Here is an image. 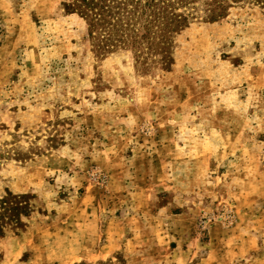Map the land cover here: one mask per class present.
<instances>
[{
  "label": "rangeland",
  "instance_id": "rangeland-1",
  "mask_svg": "<svg viewBox=\"0 0 264 264\" xmlns=\"http://www.w3.org/2000/svg\"><path fill=\"white\" fill-rule=\"evenodd\" d=\"M70 2L0 0V264H264V0H188L164 59Z\"/></svg>",
  "mask_w": 264,
  "mask_h": 264
},
{
  "label": "trees",
  "instance_id": "trees-1",
  "mask_svg": "<svg viewBox=\"0 0 264 264\" xmlns=\"http://www.w3.org/2000/svg\"><path fill=\"white\" fill-rule=\"evenodd\" d=\"M219 0L209 3L213 20L224 15ZM188 0H71L70 11L87 23L88 37L102 52L116 47H130L141 56L169 55L173 34L188 24L189 14L178 11ZM67 9V8H66ZM22 208L0 199V233L2 224L17 221ZM7 219V220H6Z\"/></svg>",
  "mask_w": 264,
  "mask_h": 264
}]
</instances>
